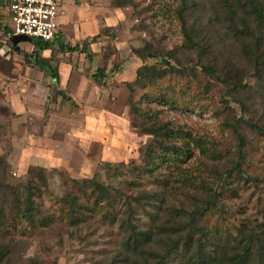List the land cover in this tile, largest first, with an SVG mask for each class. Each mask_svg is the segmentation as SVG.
<instances>
[{
  "label": "rangeland",
  "instance_id": "obj_1",
  "mask_svg": "<svg viewBox=\"0 0 264 264\" xmlns=\"http://www.w3.org/2000/svg\"><path fill=\"white\" fill-rule=\"evenodd\" d=\"M193 1L194 6H190L185 16V31L191 33L195 42V47L190 48L178 17L181 0H106L108 13L119 8L123 20L114 28L102 29V40L107 42L104 67L111 60L113 69L119 70L127 58H136V51L162 57L147 60L148 65L166 72L150 87L135 84L133 100L142 115L134 117L128 107L130 119L141 125L146 121L143 113L148 110L147 124L156 120L170 122L176 129L181 127L191 133L206 150L202 155L199 149H194L195 156L188 160L182 158L186 162L179 169L187 170L198 190L203 186L217 187L219 209L202 219L207 229H217L226 237L229 232L237 236L239 229L253 226L264 235V136L241 124L238 130L245 144L240 148L231 128L242 118L264 128V80L254 70L255 54L264 53V30L245 13H240L231 24L227 9L219 0ZM10 34H5L4 28L0 31L1 38H8ZM116 44L123 50H116ZM6 56L0 52V79L10 72ZM163 59L170 60L173 68L167 67ZM203 65L215 68L220 77L204 72ZM233 83L246 85L237 91L235 98L228 95ZM129 95L127 89L126 105ZM237 101L247 105L246 111ZM11 118L0 92V160L7 162L1 176L5 192L0 190V208L6 209L9 219L6 230H2L7 238L2 242L13 245L11 264H104L122 247L118 226L103 224L96 213L73 225L59 204L65 195L82 199L83 193H90L89 187L75 182L84 178H74L64 169L48 170L46 184L36 179L35 182L40 190L37 203L43 207L42 216L50 217L51 224L33 228L23 220H14L17 213L13 205L5 202L11 198L10 188L18 195L28 194L34 177H19L16 172L19 141L11 130ZM240 149L244 153L243 172L250 180L237 172L227 173L238 162ZM132 161L114 164L129 165ZM101 163L95 160L89 179ZM120 169L112 174L106 169L100 170L99 178L107 185L126 190L132 176L128 174L130 169ZM163 169V178L169 180L170 174ZM119 173L127 175L117 179L115 176ZM255 179L261 181L255 182ZM222 181L226 183L224 187H221ZM194 189L192 186L186 190V196ZM176 197L183 199L182 191ZM168 264H178V261L171 259Z\"/></svg>",
  "mask_w": 264,
  "mask_h": 264
},
{
  "label": "trees",
  "instance_id": "obj_2",
  "mask_svg": "<svg viewBox=\"0 0 264 264\" xmlns=\"http://www.w3.org/2000/svg\"><path fill=\"white\" fill-rule=\"evenodd\" d=\"M219 3L226 7L227 18L231 24L235 19H238L240 13H245L261 31L264 30V0H244V2L241 0H219ZM194 4L193 0H181L178 11V17L190 48L195 47V42L191 33L185 31V16L190 6H194ZM4 30L5 34L10 33L9 29L4 28ZM102 34L101 31L98 36L83 44L82 50L88 51V59L91 60L93 57L90 52L91 43L101 39ZM57 40H59V36ZM33 46L35 49L32 55L23 51L19 54L24 56L26 61L33 58L35 64L40 68H50L52 76L58 80V73L51 68L49 61L44 60L40 55L41 51L50 49L52 43L35 39ZM59 47L62 51L75 52L79 51L80 46L71 47L60 42ZM136 55L137 61L140 62L136 78L127 84V89L130 91L127 107L134 117L142 115L133 100L134 86L150 87L166 72L146 63L148 59H160L161 56L155 54L146 56L142 51H136ZM163 61L167 67L173 68L170 60L163 59ZM7 63L11 65V68L9 74L6 75L13 77L15 75L13 74L14 62L9 59ZM202 70L220 77L213 67L203 65ZM254 70L256 75L264 80L263 52L255 54ZM98 72L99 76H104L105 69H100ZM240 88L245 89L246 85L233 83L228 95L235 98ZM237 102L246 111L247 105L242 101ZM143 114L148 121L149 111L147 110ZM146 121L144 120L141 125H138L130 119L132 129L144 137L136 160L133 159L129 165L102 162L92 179L84 178L81 182L75 181L76 184L89 187L88 195L83 193L82 199L65 195L59 201L73 225L86 221L90 214L96 213L101 216L103 224L118 226L122 234V247L104 264H168L171 259H176L178 264H264V235L255 227L247 226L245 230L239 229L237 236L229 232L224 237L219 230H209L202 223L205 215L219 209L217 187L203 186L202 189H196L194 178L186 169H179V165L186 162L182 158L188 160L195 156L194 149H199L201 154L205 155L206 150L203 146L191 133L184 131L181 127L176 129L170 122L161 123L156 120L155 123L147 124ZM241 124L248 125L254 132L264 136L263 127L242 118L231 125L238 138V147L242 148L245 144V138L238 130ZM243 162L244 153L241 150L238 162L227 171L228 175L237 172L243 178L250 180L243 172ZM4 166L7 167V162L2 159L0 160V190L3 192L5 190L1 176L5 171ZM121 167L130 169L128 174L132 176L131 181L127 182V191L107 185L99 178L100 170L106 169L108 174H112L114 171H120ZM163 168L170 174L169 180L163 178L164 175L161 173ZM47 171L41 167L28 169L26 175L34 177L28 194L18 195L14 189L10 188L11 198H7L5 202H10L13 205V210L17 213L14 220L20 222L23 220L33 228L42 225L47 227L51 224L50 217L42 216L43 207L37 203L40 198L37 192L40 190L35 182L36 179L38 182L46 184ZM125 175L127 174L119 173L115 177L122 179ZM253 181L260 182L261 180ZM225 185V181H222L221 187ZM192 186L195 188L191 191L193 193L189 191L190 193L186 196L185 191ZM180 191H182L183 199L176 197ZM7 224H9L7 211L1 207L0 234H3V239L0 240V264H11L9 257L13 245L2 242L7 238L4 237L2 231L6 230Z\"/></svg>",
  "mask_w": 264,
  "mask_h": 264
},
{
  "label": "crops",
  "instance_id": "obj_3",
  "mask_svg": "<svg viewBox=\"0 0 264 264\" xmlns=\"http://www.w3.org/2000/svg\"><path fill=\"white\" fill-rule=\"evenodd\" d=\"M58 2L57 38L50 42V49L40 52L58 73V80L50 68H40L33 58L26 61L19 54L32 55L33 44L22 43L17 50L9 41L12 34L0 37V52L14 62L15 75L0 79V92L12 115L11 130L19 141L15 162L19 177L30 167H41L89 178L95 160L117 163L136 159L144 141L132 129L126 105L127 84L135 80L139 61L127 58L114 70L108 60L104 76H99L98 71L105 68L107 42L101 38L91 43V60L88 51L82 50L104 27L120 23L123 12L118 8L108 13L106 0ZM10 22L8 0H0V31L7 28L11 32ZM59 41L71 47L79 45V51H62ZM115 48L123 50L119 44Z\"/></svg>",
  "mask_w": 264,
  "mask_h": 264
},
{
  "label": "built area",
  "instance_id": "obj_4",
  "mask_svg": "<svg viewBox=\"0 0 264 264\" xmlns=\"http://www.w3.org/2000/svg\"><path fill=\"white\" fill-rule=\"evenodd\" d=\"M11 34L53 42L58 35V0H8Z\"/></svg>",
  "mask_w": 264,
  "mask_h": 264
},
{
  "label": "water",
  "instance_id": "obj_5",
  "mask_svg": "<svg viewBox=\"0 0 264 264\" xmlns=\"http://www.w3.org/2000/svg\"><path fill=\"white\" fill-rule=\"evenodd\" d=\"M9 41L11 42V44L15 47H17L16 49L19 50L18 46L22 43H29V44H33L34 39L31 37H27V36H23V35H12L9 38Z\"/></svg>",
  "mask_w": 264,
  "mask_h": 264
}]
</instances>
